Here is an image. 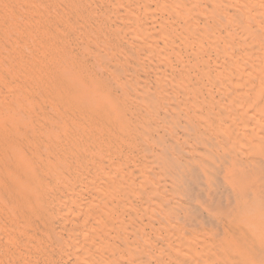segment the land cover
I'll use <instances>...</instances> for the list:
<instances>
[{
  "label": "bare ground",
  "instance_id": "6f19581e",
  "mask_svg": "<svg viewBox=\"0 0 264 264\" xmlns=\"http://www.w3.org/2000/svg\"><path fill=\"white\" fill-rule=\"evenodd\" d=\"M58 253L264 264V0H0V264Z\"/></svg>",
  "mask_w": 264,
  "mask_h": 264
},
{
  "label": "rangeland",
  "instance_id": "374dc122",
  "mask_svg": "<svg viewBox=\"0 0 264 264\" xmlns=\"http://www.w3.org/2000/svg\"><path fill=\"white\" fill-rule=\"evenodd\" d=\"M197 198H198V197H197ZM136 202H137V201H136ZM136 202H135V203H136ZM138 202H139V201H138ZM138 202H137V203H138ZM137 203H136V205L139 204V206H140V203H138V204H137ZM125 218L127 219L126 216H125ZM37 220H38V221L36 222L35 226L37 225L38 222H41L42 219H41V220H40V219H37ZM39 220H40V221H39ZM57 222H58L57 220H52L51 223H50V224H54L55 227H54V225H50V224H48V225H49L51 231H52L55 235L58 236V235L60 234V236L62 235V237H64L63 229H62V230L60 229V228H61V225H60V223H59V225H60V227H59V225H58ZM41 223H44V221H42ZM41 223H38V224H39V225H38L39 227H41V226H40ZM46 224H47V223H46ZM56 224H57V225H56ZM41 225H42V224H41ZM43 225H44V224H43ZM36 227H37V226H36ZM56 230H57V231H56ZM55 231H56V232H55ZM59 231H60L61 233H60ZM147 231H148L149 233H148ZM58 232H59V233H58ZM62 232H63V234H62ZM56 233H57V234H56ZM146 233H147L148 236H150V230H149V229L146 230ZM58 237H59V236H58ZM62 237H61V238H62ZM59 238H60V237H59ZM51 248L54 250L55 253H57V251L60 252L59 247H58V248H57V247H56V248H55V247H54V248H53V247H50V250H52ZM55 250H57V251H55ZM230 251H231V250H230ZM230 251H229V253H231ZM55 253H54V254H55ZM155 253H156V251H155ZM232 255H235V253L232 252ZM57 257H59V258H57ZM67 257H68V256H66V257H62V256H60V254L58 253L57 256H56V258H55L52 262H53V264H55L56 262H58L57 264H60V263L63 264L64 260L66 259V260H65L66 262H65L64 264H66V263H67V264H71V263H72L71 258H67ZM61 258H62V259H61ZM64 258H65V259H64ZM60 259H61V260H60ZM63 259H64V260H63ZM67 259H70L71 261H70V260L67 261ZM40 260H41V259H40ZM54 261H56V262L54 263ZM59 261H60V262H59ZM62 261H63V262H62ZM45 262H46V260H45ZM52 262L47 261L46 263L52 264ZM70 262H71V263H70ZM40 264H44V263H43V262H40ZM153 264H155V263H153Z\"/></svg>",
  "mask_w": 264,
  "mask_h": 264
}]
</instances>
